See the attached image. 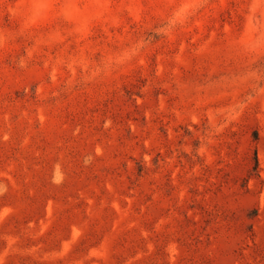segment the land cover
<instances>
[{
	"label": "rangeland",
	"instance_id": "374dc122",
	"mask_svg": "<svg viewBox=\"0 0 264 264\" xmlns=\"http://www.w3.org/2000/svg\"><path fill=\"white\" fill-rule=\"evenodd\" d=\"M0 264H264V0H0Z\"/></svg>",
	"mask_w": 264,
	"mask_h": 264
},
{
	"label": "clouds",
	"instance_id": "9594fccd",
	"mask_svg": "<svg viewBox=\"0 0 264 264\" xmlns=\"http://www.w3.org/2000/svg\"><path fill=\"white\" fill-rule=\"evenodd\" d=\"M22 15V11L20 9H16L15 12L13 13V17H19Z\"/></svg>",
	"mask_w": 264,
	"mask_h": 264
},
{
	"label": "trees",
	"instance_id": "16d2710c",
	"mask_svg": "<svg viewBox=\"0 0 264 264\" xmlns=\"http://www.w3.org/2000/svg\"><path fill=\"white\" fill-rule=\"evenodd\" d=\"M256 168H257V160H256V155L254 153V168H253V170H256ZM254 214H255V211L253 210L252 215H254Z\"/></svg>",
	"mask_w": 264,
	"mask_h": 264
}]
</instances>
